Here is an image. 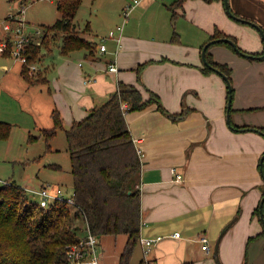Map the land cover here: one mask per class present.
<instances>
[{"label": "crops", "instance_id": "0c3cea01", "mask_svg": "<svg viewBox=\"0 0 264 264\" xmlns=\"http://www.w3.org/2000/svg\"><path fill=\"white\" fill-rule=\"evenodd\" d=\"M174 2L147 0L127 18L124 14L113 28L123 27L118 33L120 42L108 38L109 33L96 40L90 24L86 32L77 29L97 44L94 53L61 52L50 64H45L42 53L31 82L23 74L24 65L18 71L17 65L11 68L2 62L0 70L6 75L2 81L26 83L22 91L30 93V111L22 109L19 113L26 118L16 125L30 136L35 130L43 135L44 130L52 129L55 111L62 117V130H67L73 122L85 119L91 109L108 102L120 84L138 89L144 100L150 97L147 89L152 91L171 114L191 109L179 121L162 114L156 104L126 114L142 159L141 237H162L151 255L154 264H244L253 247L264 253V238L248 244L263 231L253 213L263 199L259 156L264 153V138L230 128L226 82L218 74L203 73L201 48L219 29L236 37L245 52L260 53L262 36L251 25L236 24L225 12L223 1L185 0L182 6H173L176 15L172 18ZM229 4L233 12L264 28V0H229ZM43 26L49 25L40 28ZM2 37L0 28V40ZM104 43L107 51L103 53L100 46ZM210 54L232 69L233 123L259 125L264 120V60L251 61L222 45L212 46ZM0 57L14 59L9 54ZM110 64H116L118 72L110 73ZM7 89L5 85L0 91ZM174 170L182 181H176ZM23 188L29 193L41 189ZM105 240L99 239L101 264H119L128 238L120 244L114 239L110 245ZM138 246L142 251L141 243ZM135 252L131 264H141L143 251L139 257ZM253 262L264 264L257 259Z\"/></svg>", "mask_w": 264, "mask_h": 264}, {"label": "trees", "instance_id": "16d2710c", "mask_svg": "<svg viewBox=\"0 0 264 264\" xmlns=\"http://www.w3.org/2000/svg\"><path fill=\"white\" fill-rule=\"evenodd\" d=\"M184 1L175 0L171 5L172 18L176 15L173 6H182ZM205 1L224 2V0ZM82 3L83 0H56L61 18L51 26L42 27L45 32L42 46L33 45L31 47L30 62L38 63L42 57L43 49L51 48L52 42L60 39L62 40L61 52L63 54L77 50H89L94 53L97 44L82 36L74 23ZM232 13L242 18L239 14L233 11ZM242 19L252 23L256 22L249 18ZM244 24L255 27L252 24ZM259 27L264 33V28ZM255 28L257 29V27ZM226 38L233 40L238 45L236 37L219 29L214 31L208 43ZM262 40L264 44L263 37ZM208 43L202 46V51ZM214 45L225 46L237 53L234 47L227 42L211 44L205 56L209 66L203 62L202 71L206 75L218 74L221 76V74H225L232 83L231 93L227 86L228 99L232 95L234 101L235 89L232 69L227 64L214 60L210 54V49ZM238 47L240 48L239 45ZM248 54L254 56L250 59L251 61H261L258 57L264 55V48L260 53ZM146 65L140 66L138 72L140 73ZM23 74L26 79L32 81L26 67H24ZM147 91L150 97L148 100H144L138 89L120 84L108 102L91 109L85 119L73 122L65 130L73 177L74 205L58 201L50 204L48 208H44L40 203L32 202L29 195L31 193L15 181L1 183L0 264H69L67 249L70 245L79 242L80 236H83L84 232L86 233V226L99 239L109 236L115 237V239L122 235L127 236L128 240L119 264H131L134 250L140 244L141 239L142 209L139 185L142 159L130 133L126 114L142 111L148 106L156 104L162 114L174 121H179L191 111V109L183 108L180 113L171 114L164 108L158 95L148 89ZM123 103L128 104L126 112L122 111ZM233 111L232 106L231 115ZM53 120L54 127L43 131L47 140L52 139L58 130L64 129L62 117L56 111L53 113ZM230 128L236 132L254 128L264 133V127L237 126L232 119ZM11 132L12 125L10 123L0 122V140H7ZM37 139L35 136H30V142ZM262 198H264V191ZM260 204L255 208L253 215L257 216L263 225ZM81 233L82 235H80ZM259 238H264V225L263 231L251 237L248 244ZM218 264L221 262L218 261Z\"/></svg>", "mask_w": 264, "mask_h": 264}, {"label": "rangeland", "instance_id": "374dc122", "mask_svg": "<svg viewBox=\"0 0 264 264\" xmlns=\"http://www.w3.org/2000/svg\"><path fill=\"white\" fill-rule=\"evenodd\" d=\"M144 1L147 0H143L141 3ZM171 1L174 2L175 0ZM131 2L132 0H83L75 20L76 29L86 32V28L90 24L95 30H93V35L96 40H102L111 29L116 27V23L125 18L124 10ZM22 9H25L22 17L26 21L27 32L33 33L35 30H40L42 25H53L61 18L56 0H0V21H4L9 14L18 13ZM225 12L227 11L225 10ZM232 20L236 24L238 23L235 19L232 18ZM242 25L246 26L244 23ZM42 43L43 41L41 46ZM51 45V49H43L45 64L56 61L61 55L62 43L55 40ZM2 62L8 63L11 68L17 65L16 70L18 71L23 65L18 60L0 57V63ZM4 76H6L5 72L0 70V89L4 88L5 85L8 88V92L0 91V121L9 122L14 127L12 135L7 140H0V185L2 182L15 181L18 185L37 190L45 185L50 187V193L53 195L60 188L66 197L71 196L74 193V188L65 130H58L56 136L51 140H47L44 135H40V131L35 130L31 134L38 139L30 142V134L24 132L23 126L16 125L18 121L23 123L24 118H26L19 112L22 109L30 111L28 106L30 93L22 91V86H26L24 81L6 80L3 82ZM45 96L46 93H44V98H46ZM35 106L37 107V104ZM33 115L37 118L35 114ZM257 118H262V116ZM260 121L258 122L259 125H252L254 127L264 126V120L261 119ZM241 132L254 133V131H247L246 129ZM255 134L264 138V135L260 133L255 132ZM263 157L264 153L262 152L259 156V162ZM29 195L32 202L39 204L40 197L38 195ZM127 238L125 235L120 236L118 238L119 244ZM114 239L115 237L109 236L106 237L108 243L106 240L105 242L110 245ZM134 251H136V257H139L142 252L139 246ZM256 259L264 262L262 248L253 247L251 258L249 254H246L245 262L246 264H254L253 261Z\"/></svg>", "mask_w": 264, "mask_h": 264}, {"label": "built area", "instance_id": "2783aa9c", "mask_svg": "<svg viewBox=\"0 0 264 264\" xmlns=\"http://www.w3.org/2000/svg\"><path fill=\"white\" fill-rule=\"evenodd\" d=\"M143 0H132V2L127 5L124 10L126 18L129 16L131 10L140 5ZM25 13V9L19 11L18 13H11L4 21H0V28L3 34L0 40V55L9 54L15 60L20 61L29 71V75H34L38 66L37 63H32L29 60L30 49L33 45L40 46L45 32L42 28L40 30H35L32 32H27V24L22 15ZM123 27H118L117 30H112L109 32L108 38L115 39L120 42L118 33L122 32ZM105 41V39H104ZM101 52H106L107 47L104 44L100 46ZM110 73L118 72V67L116 64H110L108 67ZM128 109V104H122V111L126 112ZM140 154L141 151L139 150ZM176 176V181L180 182L183 180L181 174H177L176 170L173 171ZM7 183V182H2ZM33 195H38L40 197V205L44 208H48L50 204L60 202H67L70 205H74V193L66 197L62 189H58L55 195L50 193V187L44 186L39 191H30ZM162 239V237H157L155 239L148 237H141L140 243L143 251V264H154L151 259L152 252L156 244ZM203 241L208 242L206 238ZM67 257L69 264H101V254H100V242L99 238L95 236L88 226H86V233L80 236L79 242L70 245L67 249Z\"/></svg>", "mask_w": 264, "mask_h": 264}, {"label": "water", "instance_id": "95a60500", "mask_svg": "<svg viewBox=\"0 0 264 264\" xmlns=\"http://www.w3.org/2000/svg\"><path fill=\"white\" fill-rule=\"evenodd\" d=\"M224 2H225V7H226V10H227V13L229 14V16H230L231 18H233V19H235V20H237V21H240V22H244V23H248V24H252V25H254L255 27H257V29L260 31L262 37L264 38V33H263L262 29L259 27L258 24H256V23H252V22H250V21H247V20H245V19H242V18H240V17L235 16V15L232 13L231 9H230L229 0H224ZM221 41H223V42H227V43L231 44V45L234 47V49H235V51L237 52V54H239V55H241V56H243V57H245V58H249V59L254 58L253 55L243 52L233 40H231V39H227V38H226V39H220V40H214V41H211L210 43L207 44V46L204 47V49H203V51H202V56H203V60H204V62H205L206 65L209 66V64H208V62L206 61V58H205V56H206V51H207L208 47H209L211 44H214V43H216V42H221ZM258 59H260V60H264V55L259 56ZM221 76H222V77L224 78V80L227 82V86H228V88H229V93H231V92H232V83L229 81L228 77H227L225 74H221ZM232 101H233V98H232V95H230V96H229V99H228V105H227V121H228V125H229V126H230V124H231V114H230V111H231V108H232ZM246 130H247V131H254V132H257V133H260V134L264 135V133L260 132L258 129L247 128ZM263 163H264V157L261 159V162H260V165H261V169H260V170H261V175H262V178H263V180H264V169H263ZM260 214H261V220H262L263 225H264V198L262 199L261 204H260Z\"/></svg>", "mask_w": 264, "mask_h": 264}]
</instances>
